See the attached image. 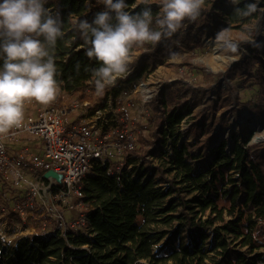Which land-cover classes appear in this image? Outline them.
Masks as SVG:
<instances>
[{
  "label": "trees",
  "instance_id": "1",
  "mask_svg": "<svg viewBox=\"0 0 264 264\" xmlns=\"http://www.w3.org/2000/svg\"><path fill=\"white\" fill-rule=\"evenodd\" d=\"M127 3L129 11H140L139 7H134L136 0H127ZM248 3L257 5V11L248 17L238 14L230 0H216L202 13L211 16L221 11L232 23L257 19L252 41L258 46L249 41L253 47L252 57L243 53L225 71L204 72L203 66L191 62L206 52L203 26L197 21L186 20L171 38H164L159 44L137 47L135 50L141 52L126 77L98 94L92 69L100 64L86 56L88 45L80 38L74 22L90 21L98 11L104 10V5L101 0H46L45 7L53 15L59 14L64 22L65 36L58 40L55 49L56 79L68 94L81 101L88 100L91 110L105 107L103 101L112 97L119 117H123L126 111L119 100L122 87L142 76L150 66L154 68L155 62L163 61L165 56L181 58L178 64L170 63L180 76L162 80L148 100L146 122L135 124L139 143L136 149L124 154L121 168L117 170L116 162L99 160L93 172L84 178L83 204L67 206L72 220L69 221L60 208L64 228L55 229L54 224V232L21 236L9 247L0 240V264L264 262L261 251L264 247V143L255 142L249 148L246 141L236 142L228 150L227 140H222L213 146V125L203 116L191 118L193 121L186 135L180 132L181 123L193 108L213 91L219 101L212 107L218 110L230 106L232 99L237 107L242 103L237 87L230 82L225 87L218 84L210 85L208 90L203 87L204 80L211 79V75L232 79L244 76L245 81L254 79L252 85L258 87L260 101L251 110L259 115L264 113V47L261 41L264 40V0H241L239 7L243 9ZM151 7L153 16L159 15L160 8ZM196 69L202 71L198 72L202 79L197 85L187 81ZM170 139L172 155L163 151ZM150 156H158L159 163L153 165ZM138 159L148 164L151 174L145 171L134 177V170L126 169V164ZM195 160L199 164L209 163L205 169H200L192 164ZM156 172L166 182V187L159 186ZM3 192L5 189L0 190ZM57 193L53 188V194ZM75 202L73 198L71 203ZM62 204L60 201L59 205ZM2 214L8 222L21 221L16 211H2ZM44 218L54 221L52 216Z\"/></svg>",
  "mask_w": 264,
  "mask_h": 264
},
{
  "label": "clouds",
  "instance_id": "2",
  "mask_svg": "<svg viewBox=\"0 0 264 264\" xmlns=\"http://www.w3.org/2000/svg\"><path fill=\"white\" fill-rule=\"evenodd\" d=\"M205 2L160 0V13L154 17L153 0H136L134 7L140 11H129L127 0H101L104 10L90 21H75L80 38L88 45L86 56L100 64L92 69L97 93L103 94L126 77L137 47L159 44L177 33L186 20L197 21ZM230 3L244 17L257 11L256 3H248L243 9L239 7L241 0ZM45 4L46 0H0V134L22 125L26 101L48 105L59 95L55 49L65 36L64 22ZM216 39L224 40L231 52H237L238 44L228 41L224 32ZM0 240L11 243L2 230Z\"/></svg>",
  "mask_w": 264,
  "mask_h": 264
},
{
  "label": "rangeland",
  "instance_id": "3",
  "mask_svg": "<svg viewBox=\"0 0 264 264\" xmlns=\"http://www.w3.org/2000/svg\"><path fill=\"white\" fill-rule=\"evenodd\" d=\"M216 0H206L203 10L210 8L212 3ZM160 0H153L152 6H159ZM198 24L203 26L204 37L203 42L206 43V52L200 54L198 57L192 59V63L198 67L203 66L204 72H214L218 73L220 71H225L227 68L231 67L233 63L237 62L243 53L246 56L252 57L253 47H250L249 41L253 40L252 34L256 32L258 20L254 19L252 22L247 23H232L228 18L224 16L221 11H217L213 15L209 16L207 13L203 12L197 20ZM155 27V25H153ZM262 31L264 32V23L262 25ZM224 32L228 41L238 44L237 52L233 53L227 48V44L224 40L217 41V34ZM262 39V38H261ZM262 46L264 47V40L262 39ZM140 50H135L136 56L140 53ZM178 64L181 62L179 56H173L172 58L163 57V61H156L154 68L151 66L142 76L136 77L135 80L122 87V91L119 95V100L122 106L125 107L129 119L133 123V128L135 130V124L138 122H146L147 116L149 114L147 108V102L152 95L156 92L159 83L162 80H174L177 79L180 74L174 65L170 63ZM183 67L180 68L182 70ZM200 70L196 69L192 77L188 78L187 81L198 84V80L202 79ZM202 72V71H200ZM198 74V75H197ZM196 78L194 79V77ZM244 76H236L234 79L226 76L218 78L215 75H211V79L206 78L203 83V87L206 89L210 85L219 87H225L227 83H231L237 87V92L240 95V103L237 107V103L232 99L230 106L225 105L219 110L217 107H212V104L219 101V96H217L216 91H213L208 97H205L202 103L198 104L193 108V112L185 118V120L180 125V132L182 134H187V127L192 123L193 117H204L209 120L213 125L214 129V143L216 146L220 141L227 140L228 147L230 150L236 142L244 143L247 142V147H251L253 143H264V113L259 115L255 113L251 108H253L257 103H259L260 98L258 95V87L254 84V79L245 81ZM198 81V82H197ZM208 90V89H207ZM62 89L60 88L59 94H61ZM207 94V93H206ZM57 99L54 101L56 102ZM71 99H77L75 95L65 94L62 100L69 101ZM218 104V103H217ZM216 104V106H217ZM37 105L41 109L48 107V105H42L37 102ZM109 110H114L116 113L119 112L115 109L113 104V98L110 97L107 101ZM234 105V106H232ZM36 108L25 107L24 113L35 115ZM96 116L95 118H93ZM108 111H101L97 115H93L92 119L96 120L98 117H107ZM67 123L70 124L72 119V114L66 117ZM136 137L138 138V131L135 130ZM20 140V142H19ZM29 145L30 150L34 153H42L44 151V143L39 136H34L30 134H25L21 138L17 139L15 143L7 141V143L21 144L24 142ZM19 142V143H18ZM139 143V142H137ZM171 139L168 140L167 144L163 146V151L172 155ZM21 146V145H20ZM23 146V145H22ZM10 152L15 154L17 147H10ZM198 154V153H197ZM150 162L153 165L159 163L158 156H150ZM209 161L199 164L197 160L193 161L196 167L200 169H205ZM127 170H134V177L142 175L145 171L151 174L152 169L148 167L147 163L138 159L135 163L126 164ZM36 173L31 170H24L22 172V177H18L14 172H7L6 176L0 174V190L5 189V192L0 193V230L2 234L6 236L11 243L4 244L9 247L15 245L17 239L21 236L32 235V234H49L54 232V221H50L48 226L43 229L42 220L45 216H51V214H45L44 208L53 209L61 207L64 210L66 218L71 221L72 216L70 211L67 209L69 204L70 196L64 197L62 205L58 204L59 199L55 201V204H50L48 202L45 192L42 193V197L35 199L34 204L29 207V214L31 215L29 219H24L21 217V221L14 219L12 222H8L7 218L2 214L9 210L15 211V205L17 201L28 197L30 194V189L32 184L37 181ZM167 176L171 174L167 173ZM155 180L159 182V186L166 187V182L160 179L159 172L155 173ZM5 183V185H3ZM174 224H177L175 222ZM165 240L162 241V243ZM264 252V247L261 248ZM212 255V253H211ZM171 264V262L169 263ZM264 264V262L262 263Z\"/></svg>",
  "mask_w": 264,
  "mask_h": 264
},
{
  "label": "built area",
  "instance_id": "4",
  "mask_svg": "<svg viewBox=\"0 0 264 264\" xmlns=\"http://www.w3.org/2000/svg\"><path fill=\"white\" fill-rule=\"evenodd\" d=\"M60 93L56 102L39 109L35 115L25 114L19 128L14 127L0 134V174L6 176L7 172H14L22 177L24 170L37 174V181L32 184L29 196L15 205V211L26 220L31 216L30 205L42 197L43 192L50 204L54 205L57 199L59 204L64 197L70 196L69 206H81L85 197L84 178L93 172L97 161L116 162L119 170L124 154L137 147L136 133L127 111L123 117H119L114 110H109L106 100L103 101L105 107L91 110L88 100L71 99L67 102L62 99L68 93L65 90ZM35 105L36 101L33 100L26 101L24 106ZM122 109L125 107L122 106ZM101 111H108V116L92 119ZM71 114L72 119L68 124L66 117ZM22 134L39 136L44 143V151L34 153L22 148L15 154L11 153L7 141H15ZM49 171L59 174L61 179L46 176ZM53 188L58 190L57 194H53ZM73 198L75 203H71ZM60 208L50 209L46 206L44 211L54 218L55 229L64 228ZM49 222L43 218V229Z\"/></svg>",
  "mask_w": 264,
  "mask_h": 264
},
{
  "label": "crops",
  "instance_id": "5",
  "mask_svg": "<svg viewBox=\"0 0 264 264\" xmlns=\"http://www.w3.org/2000/svg\"><path fill=\"white\" fill-rule=\"evenodd\" d=\"M27 108H28V107H27ZM31 108H36L35 111H34V112H36V113L38 112L39 109H41V108L39 107V105H37V102H36V105H35V106H31ZM36 113H35V114H36ZM26 114H29V113L27 112ZM22 136H25V134L20 135L19 138H21ZM19 138H18V139H19ZM16 140H17V139H16ZM16 140H15V141H16ZM15 141H10V142H11V143H15ZM19 142H20V140H19ZM19 142H18V143H19ZM25 142H26V141L21 142V144H19V145H18V144H17V145H16V144L12 145L11 143H7V144H8L9 149H10V147H11V148H12V147H17L18 150L15 151L14 153L18 152V151H19L20 149H22V148H26V149H28L30 152H33V151L30 150L29 145H27ZM20 145H21V146H20ZM22 145H23V146H22Z\"/></svg>",
  "mask_w": 264,
  "mask_h": 264
},
{
  "label": "water",
  "instance_id": "6",
  "mask_svg": "<svg viewBox=\"0 0 264 264\" xmlns=\"http://www.w3.org/2000/svg\"><path fill=\"white\" fill-rule=\"evenodd\" d=\"M46 176H56L58 179H61V176L59 174H56L54 171H49L45 174Z\"/></svg>",
  "mask_w": 264,
  "mask_h": 264
},
{
  "label": "bare ground",
  "instance_id": "7",
  "mask_svg": "<svg viewBox=\"0 0 264 264\" xmlns=\"http://www.w3.org/2000/svg\"><path fill=\"white\" fill-rule=\"evenodd\" d=\"M52 177H54V176H52Z\"/></svg>",
  "mask_w": 264,
  "mask_h": 264
}]
</instances>
